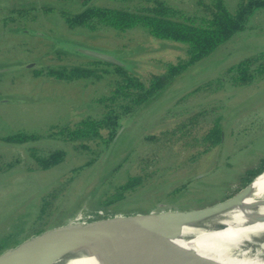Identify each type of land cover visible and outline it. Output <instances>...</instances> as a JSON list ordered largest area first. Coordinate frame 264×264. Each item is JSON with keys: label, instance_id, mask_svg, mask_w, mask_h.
<instances>
[{"label": "rangeland", "instance_id": "374dc122", "mask_svg": "<svg viewBox=\"0 0 264 264\" xmlns=\"http://www.w3.org/2000/svg\"><path fill=\"white\" fill-rule=\"evenodd\" d=\"M91 1L114 5L112 0ZM165 1L185 12L198 8V0ZM225 1L232 8L237 0ZM73 2L0 0V69L34 62L27 69L0 72V136L16 130L43 134L51 124L75 121L100 110L94 100L107 93L108 76L99 81L67 82L32 73L46 64L87 62L89 58L75 51V46L114 53L142 78L163 71V63L174 62L183 55L179 43L161 41L139 28L123 32L101 27L68 28L58 10L44 12L37 8L52 5L65 10L80 9L79 3ZM13 7H35L37 11L28 13L33 18L5 25L3 18ZM260 48H264V8L247 19L244 29L194 63L159 98L137 114L121 118L119 123L123 128L108 153L103 152L73 178L71 169L81 165L86 157L75 153L70 146L44 136L19 144L0 139V240L10 233L21 239L70 217L205 207L226 197L225 192L237 191L241 174L258 168L264 158V79L248 87L225 85L212 92H193V89ZM55 49L68 52L69 59L62 55L57 58ZM219 105L221 108H216L202 123L219 118L223 146H216L190 161L202 147L185 146L181 140L164 148L154 164L138 163L141 157L150 154L145 136L194 111ZM29 147L39 149L40 153L62 148L66 156L59 164L41 169L30 156ZM228 160L230 166L220 165ZM134 174H141L142 181L126 191L122 200L103 206L104 209L98 206L99 201L114 192L115 185ZM197 174L205 175L200 180H189ZM53 187L60 193L54 201L58 209H53L52 204L45 217L38 219L40 197Z\"/></svg>", "mask_w": 264, "mask_h": 264}, {"label": "trees", "instance_id": "16d2710c", "mask_svg": "<svg viewBox=\"0 0 264 264\" xmlns=\"http://www.w3.org/2000/svg\"><path fill=\"white\" fill-rule=\"evenodd\" d=\"M112 2L114 5L83 0V8L78 12H68L65 9H59L58 12L68 28L84 27L95 30L101 27L120 32L139 28L161 41L179 43L183 55L177 57L174 62L163 63V71L150 73L144 78L119 57L124 65L111 64L88 57L89 60L81 64H48L40 69H33V75L42 74L67 82L88 79L99 81L106 76L109 77L107 93L94 100L100 106L98 112L85 115L75 121L51 124L43 134L16 130L0 136L4 142L17 144L32 142L39 136H44L70 146L75 153L86 157L81 165L71 169V177L81 169L92 165L106 151L120 127L121 118L132 114L157 93L159 94L146 106L159 98L168 87L183 78L194 63L206 57L234 33L244 29L247 19L256 10L264 8V0H237L232 8L225 0H198L196 2L198 8L191 13L176 8L165 0H112ZM37 8L44 12L57 10L52 6ZM37 8L13 7L7 10L8 14L3 18V23L13 24L33 18L28 13L32 10L37 11ZM54 52L57 58L64 56L69 59L68 52L59 49H55ZM262 79H264V48L229 64L218 76L206 80L194 88L193 92H212L224 88L225 85L248 87ZM221 106L199 109L145 136L144 140L150 145V154L141 157L138 163L148 166L154 164L164 148L175 145L181 140L185 146L202 147L201 150H196L190 157V161L195 160L197 155L220 146L223 130L219 118L216 116L204 124L202 122H205L207 116L216 112V108H221ZM28 150L37 163V167L41 169H48L59 164L66 156L62 148H54L42 153L35 147H29ZM223 164L226 167L230 166V161L220 165L223 166ZM218 168L219 165L216 170ZM263 169L264 158L260 160L258 168L241 174L236 188L244 186ZM141 181V174L128 175L125 181L114 186V192L106 198L103 197V201H99L98 206L103 208V206L122 200L124 193L133 189ZM230 192H225V195H229ZM59 195L56 187H53L40 197L39 210L36 215L38 219L45 217L50 205L53 204L51 207L58 209L54 201ZM12 236L13 234L10 233L4 239Z\"/></svg>", "mask_w": 264, "mask_h": 264}, {"label": "bare ground", "instance_id": "6f19581e", "mask_svg": "<svg viewBox=\"0 0 264 264\" xmlns=\"http://www.w3.org/2000/svg\"><path fill=\"white\" fill-rule=\"evenodd\" d=\"M240 192L228 200L229 207L187 220L179 233L160 237L161 245L143 238L97 241L67 250L47 264H175L195 259L264 264V172L253 179L247 191ZM175 211L187 210L156 209L152 213ZM161 247L174 252V259L152 256Z\"/></svg>", "mask_w": 264, "mask_h": 264}, {"label": "water", "instance_id": "95a60500", "mask_svg": "<svg viewBox=\"0 0 264 264\" xmlns=\"http://www.w3.org/2000/svg\"><path fill=\"white\" fill-rule=\"evenodd\" d=\"M25 32H27V30ZM73 48L75 51L86 57L111 64L124 65V63L118 58V55L114 53L101 52L79 46ZM33 64L34 62L26 63L24 65L8 66L1 68L0 72L27 69ZM158 94L159 93L138 107L131 116L137 114L142 108L146 107V105ZM122 128L123 125L119 127L110 145L104 152V155H106L113 146ZM222 143L223 135L220 146H222ZM262 172H264V169L253 176L249 182L240 187L237 191L213 202L210 207H197L191 208L187 211L167 213H152L151 211H148L133 214H109L90 218L70 217L58 224L32 232L21 239L12 236L0 240V264H47L49 260H53L56 256H59L63 252H66L67 250L69 251L72 248L97 241H109L124 237L143 238L146 241L155 242L156 244L161 245L160 237H169L179 233L181 226L185 221L229 207L230 204L228 203V200L233 196H240V191L242 190L247 191L248 186L253 179ZM204 175L205 174L193 175L189 180L198 179ZM258 240L259 241L257 242L254 241L255 248L256 246L259 248L257 244L260 240L263 241L262 238ZM161 249L159 248L158 251L152 253V256L162 259H174V252L167 251L162 247ZM175 264L223 263L216 260L212 261L210 259H195L193 262L191 261V263Z\"/></svg>", "mask_w": 264, "mask_h": 264}, {"label": "flooded vegetation", "instance_id": "af4514ba", "mask_svg": "<svg viewBox=\"0 0 264 264\" xmlns=\"http://www.w3.org/2000/svg\"><path fill=\"white\" fill-rule=\"evenodd\" d=\"M74 2L73 3H76V2H78L79 3V1L78 0H73ZM83 1V0H82ZM82 1H80V3H79V6H80V9L81 8H83L82 7ZM90 2H92L91 0H89ZM95 3V2H94ZM52 6V5H51ZM52 7H54V6H52ZM56 8V7H55ZM59 8L60 7H58V8H56L57 10H59ZM80 9H77V10H67L68 12H73V13H75V12H78V11H80ZM63 22V21H62ZM67 27V26H66ZM46 65H48V64H46Z\"/></svg>", "mask_w": 264, "mask_h": 264}, {"label": "built area", "instance_id": "2783aa9c", "mask_svg": "<svg viewBox=\"0 0 264 264\" xmlns=\"http://www.w3.org/2000/svg\"><path fill=\"white\" fill-rule=\"evenodd\" d=\"M104 215H109V214H104ZM104 215L98 213V214H94V216H91V217L104 216ZM87 218H90V217H87Z\"/></svg>", "mask_w": 264, "mask_h": 264}]
</instances>
